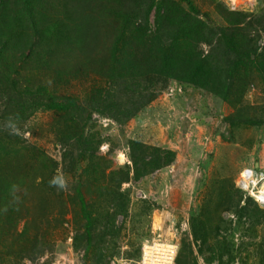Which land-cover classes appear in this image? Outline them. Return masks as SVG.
<instances>
[{"label":"trees","instance_id":"trees-1","mask_svg":"<svg viewBox=\"0 0 264 264\" xmlns=\"http://www.w3.org/2000/svg\"><path fill=\"white\" fill-rule=\"evenodd\" d=\"M103 26L105 32L100 31ZM51 68L54 74L69 73L73 78L92 70L99 79L81 100L55 94L32 76ZM255 80L264 87V0H256L253 9H232L223 0H201V4L195 0H0V226H14L16 215L7 205L14 185L3 163L16 166L18 160L31 157L36 162L33 187L52 192L59 181L58 163L45 154H31L33 147L16 135L17 125L35 112L63 118L52 130L55 145L62 149V162L66 165L69 159L74 172L81 170L74 190L87 253L93 219L81 190L86 180L82 175L90 178V172L97 174L107 167L97 155L103 138L91 130L93 115L123 125L174 81L231 103L235 113L222 118L231 130L262 126L264 113L254 116L241 109L243 92ZM127 148L130 163L108 173L106 185L117 184L108 193L114 205L123 198L118 192L123 182H137L171 165L175 157L171 150L136 139L128 140ZM84 161L87 165L82 167ZM240 199L235 194L237 223L258 224L264 211L251 201L237 208ZM231 225L221 220L216 230ZM79 239L74 235V240ZM192 239L200 252L206 248L213 256L216 245L203 228L192 229ZM192 255L189 250L187 256ZM181 257L177 252L176 264H185Z\"/></svg>","mask_w":264,"mask_h":264},{"label":"rangeland","instance_id":"rangeland-1","mask_svg":"<svg viewBox=\"0 0 264 264\" xmlns=\"http://www.w3.org/2000/svg\"><path fill=\"white\" fill-rule=\"evenodd\" d=\"M223 1L232 9H253L256 4V0ZM32 76L55 94L76 95L81 100L99 79L92 70L73 78L69 73L54 74L52 68L34 71ZM241 105L247 114L264 113V87L259 80L243 92ZM234 113L231 103L220 97L173 81L123 125L94 114L91 130L103 138L97 155L107 167L97 174L90 172V178L82 175L86 180L81 190L93 219L91 248L84 253V222L74 190L81 170L76 174L69 159L66 165L62 162V149L55 145L52 130L63 118L53 112H35L17 125L16 135L33 147L31 154H45L58 163L59 181L52 192L33 187L36 162L31 157L18 160L16 166L2 164L11 174L14 186L7 205L13 206L16 215L14 226H0V264H137L142 244L156 238L175 242L185 264H264V215L254 226L248 220L237 223L233 207L235 194H240L237 208L251 201L264 211V205L236 186L245 169L264 173V125L231 130L222 118ZM130 139L171 150L175 157L171 165L137 182H123L118 192L125 199L114 205L108 193L117 184L106 185L108 173L130 163ZM221 220L232 222L230 229L217 231ZM198 226L216 245L213 256L193 243L192 229ZM225 247L231 251H224ZM189 250L192 256H187Z\"/></svg>","mask_w":264,"mask_h":264},{"label":"built area","instance_id":"built-area-1","mask_svg":"<svg viewBox=\"0 0 264 264\" xmlns=\"http://www.w3.org/2000/svg\"><path fill=\"white\" fill-rule=\"evenodd\" d=\"M236 186L264 205V173L245 169L240 173ZM177 252L178 246L171 240H148L141 246L137 264H176Z\"/></svg>","mask_w":264,"mask_h":264}]
</instances>
